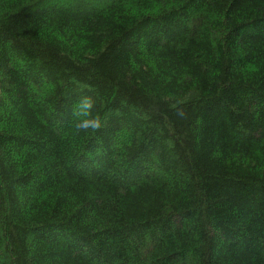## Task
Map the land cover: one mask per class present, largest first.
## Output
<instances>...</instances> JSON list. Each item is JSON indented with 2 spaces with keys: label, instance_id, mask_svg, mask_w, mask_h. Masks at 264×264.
<instances>
[{
  "label": "trees",
  "instance_id": "obj_1",
  "mask_svg": "<svg viewBox=\"0 0 264 264\" xmlns=\"http://www.w3.org/2000/svg\"><path fill=\"white\" fill-rule=\"evenodd\" d=\"M0 264H264V0H0Z\"/></svg>",
  "mask_w": 264,
  "mask_h": 264
},
{
  "label": "clouds",
  "instance_id": "obj_2",
  "mask_svg": "<svg viewBox=\"0 0 264 264\" xmlns=\"http://www.w3.org/2000/svg\"><path fill=\"white\" fill-rule=\"evenodd\" d=\"M95 101L90 96L83 97L76 105L75 129L77 131H92L100 129L102 126V118L99 114H93L92 109Z\"/></svg>",
  "mask_w": 264,
  "mask_h": 264
}]
</instances>
